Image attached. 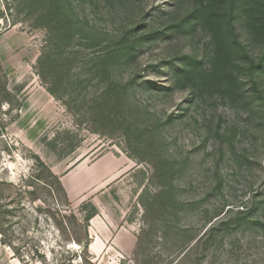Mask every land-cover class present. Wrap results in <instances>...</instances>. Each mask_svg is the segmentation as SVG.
Segmentation results:
<instances>
[{
	"label": "rangeland",
	"instance_id": "1",
	"mask_svg": "<svg viewBox=\"0 0 264 264\" xmlns=\"http://www.w3.org/2000/svg\"><path fill=\"white\" fill-rule=\"evenodd\" d=\"M207 10L0 0V264H264V65L254 87L230 45L215 68ZM242 13L257 61L264 27ZM110 154L126 174L107 201L124 218L84 222L90 201L61 178ZM85 229L107 235L100 255Z\"/></svg>",
	"mask_w": 264,
	"mask_h": 264
},
{
	"label": "crops",
	"instance_id": "2",
	"mask_svg": "<svg viewBox=\"0 0 264 264\" xmlns=\"http://www.w3.org/2000/svg\"><path fill=\"white\" fill-rule=\"evenodd\" d=\"M122 167H124L122 157L110 154L103 156L91 165L78 164L61 178L63 189L71 202L76 203L87 199L97 209L98 215L93 217L91 222L106 216L105 219L108 220H105L104 224L113 225L112 222L124 218V215H118L107 201L110 192L113 193V187L126 174ZM105 201L106 206L103 204ZM107 238L106 234L92 236V242L89 245L91 254L100 255L104 251V242ZM129 242L130 245L134 243L133 236H130Z\"/></svg>",
	"mask_w": 264,
	"mask_h": 264
},
{
	"label": "trees",
	"instance_id": "3",
	"mask_svg": "<svg viewBox=\"0 0 264 264\" xmlns=\"http://www.w3.org/2000/svg\"><path fill=\"white\" fill-rule=\"evenodd\" d=\"M241 11L243 12L242 15L247 17L246 20L250 19L258 23V26L262 25L264 27V0H208V10L203 13V18L208 24L211 40L214 44V67L224 66L223 63L229 58L228 47H230V45H233V47L236 45L249 62L248 74L251 78L252 85L255 87L254 74L264 65V53L255 61V59L248 56V51L245 46L238 42L232 20L233 17ZM224 12H226V18L228 19L226 21L225 32H228L231 36V43L228 38L224 36L222 27L218 23V16L223 15ZM82 207L90 210V212L84 216V222H89L98 214L96 208L90 202H86ZM89 239L90 236L85 229L84 241L82 244L86 251H88Z\"/></svg>",
	"mask_w": 264,
	"mask_h": 264
}]
</instances>
